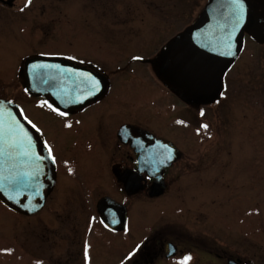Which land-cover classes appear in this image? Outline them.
Returning <instances> with one entry per match:
<instances>
[{
  "label": "rangeland",
  "instance_id": "rangeland-1",
  "mask_svg": "<svg viewBox=\"0 0 264 264\" xmlns=\"http://www.w3.org/2000/svg\"><path fill=\"white\" fill-rule=\"evenodd\" d=\"M81 1L75 4V9L95 11L97 14L89 19L90 28V23L75 17V55L95 58L100 69L111 77V94L118 96L103 104L105 108L98 107L101 111L117 113L105 118L101 127L95 117L92 123L83 121L87 127L83 136L93 139L95 148H77L76 152L84 159L75 165V170L95 186L102 183L105 177L103 168L96 162L97 155H105L104 143L108 141L111 153L116 151L113 148L116 124L123 116L129 117L127 110H137L136 118L156 132H168V124L173 120L168 106L173 100L162 89L163 84L152 67L175 35L186 27H193L209 0ZM71 7L72 4L65 8ZM255 25L260 26L259 23ZM262 44H257L252 34L249 36L244 32V45L228 74L227 92L222 103L218 98L210 105L192 104L193 125L189 134L183 133L190 139L183 143L190 150L192 164L185 182L179 183L191 189L190 198L187 196L189 202L196 203V206L201 204L191 209L190 216L197 217L201 211L203 217L215 223L207 233L222 244L224 255L238 256L245 261L252 258L256 264H264V91L259 87L264 78ZM37 46L30 43L26 33L15 26L10 39L2 46L0 91L21 105L27 116L45 131V135L48 134L52 141L49 145H53L63 164L67 159L62 158L66 148L47 124L54 122L51 112L54 106L48 98L32 96L23 75L25 59ZM199 109L202 110L200 113ZM202 123L210 128L209 133L196 131L195 127L200 128ZM71 174H62L58 187L65 189H56L49 199V202L59 205H48L47 208H75V189L70 188L81 185V180ZM106 180L96 189L119 197L114 189V180L108 179V176ZM160 201H169V198ZM144 202L153 200L145 197ZM144 207L142 219L146 223L153 217L147 209L153 206L145 204ZM168 210L169 207H166L163 213L170 218L172 215ZM65 211L59 210L61 213ZM73 211L69 221L60 223L48 210L24 216L0 202V264H44L41 249L35 243L53 237L55 231L52 228L55 225H62L63 235L68 234L71 239L69 230L77 214ZM113 249L104 247L103 258L110 256ZM224 264H227L226 261Z\"/></svg>",
  "mask_w": 264,
  "mask_h": 264
},
{
  "label": "flooded vegetation",
  "instance_id": "flooded-vegetation-1",
  "mask_svg": "<svg viewBox=\"0 0 264 264\" xmlns=\"http://www.w3.org/2000/svg\"><path fill=\"white\" fill-rule=\"evenodd\" d=\"M236 1L243 4L241 7L247 9L254 24L259 23L260 25H253L252 29L244 32L249 36L251 33L253 36L255 33H261L263 35L261 41L253 39L257 44L263 43L262 45H264V17H262L264 0L262 3L259 2L261 0ZM79 2L80 0H31L29 4V0H0V59L3 58L2 46L10 39V34L17 26L19 30L26 33L30 43L38 44L25 60L37 57L64 60L69 64H76L101 73L109 81V86L103 95L84 106L67 109L60 107L50 95L31 93L28 84L26 85L32 96L45 97L52 102L54 108L51 109V112L55 118H52L54 122L47 123L50 127L49 130H54L56 138L62 141L66 151H72H63L62 158L66 157L67 159L62 164V160L53 150V145H49L52 141L48 138V134L45 135V131L25 113L41 132L44 146L53 156L57 165L56 185L48 196L44 207L33 215L42 214L48 210L57 219V222L63 223L69 221L73 210L77 213L73 217L74 224L71 222L69 230L72 233L71 239L68 234L63 235L62 225H55L52 228V231H55L52 234L53 237L50 236L49 240L39 244L35 243L41 249L42 262L44 264H99L98 262L100 264H224L226 261L227 264H235V262L256 264L252 258L245 261L238 256H225L222 244L213 240L207 233L215 223L211 219L203 217L204 213L201 211H199V217L192 218L190 216L191 209H196L201 204L196 206L194 205L196 203L189 202L187 196L190 198L191 189H186V184L182 187L179 183L185 182L192 164L190 150L183 142L190 141L189 137L184 134H189L193 125L191 112L193 91L185 78L174 67L168 66L164 57H162V62L164 68L165 63L167 65L168 81H163L155 71L154 73L159 82L163 84L162 89L166 95L170 97V100H173L172 104L168 106V111L173 116V120L167 127L168 132L165 134L156 132L136 118L137 110H127L126 112L130 114L129 117L123 116L122 120L116 124V142L113 147L116 151L112 154L109 141L105 144L101 140L105 146V155L103 157L97 155L96 162L104 170L105 177L102 183L92 186L77 169L75 170V165H79L84 159L76 152L77 148L83 146L91 150L95 148V141L83 136L85 129L87 130L83 121L92 123L95 117L96 123L101 127L105 118L117 113L101 111L98 110V107L105 108L103 104L118 97L111 94V77L100 69L99 63L94 61L95 58L75 55V17H79L82 22L90 23L89 19L97 14L95 11L75 9V4ZM66 4H72V7L65 8ZM21 23L22 25H19ZM91 26L90 23L89 28ZM190 28L186 27L175 35L171 39L172 44L178 40L184 41L191 38ZM235 63L226 70L221 78L222 85L218 94L220 104L227 92L228 74ZM23 65V75L27 83L25 63ZM259 87L264 91V78ZM0 97L15 101L13 98L7 97L3 91H0ZM197 111L200 113L202 110ZM204 125L202 123L200 128L195 127L196 131L209 133L210 128H204ZM121 127L127 128L123 137H120L119 134ZM182 134L183 137H181ZM169 142H172L173 145ZM100 145L103 146L102 143ZM176 148L180 153L179 156H177ZM64 172L81 180V185L70 188L75 189V208L53 206L47 208L48 205H59V203L49 202V199L56 189H65L62 186L58 187L59 179ZM107 176L108 179L114 180L116 185L114 189L119 197L96 189L106 183ZM159 176H162L165 190L161 195L151 196V186ZM109 183L111 184V180ZM105 197L113 198L124 206L126 211L123 207L113 211L106 210L105 213L113 214L116 217L105 220L98 211V204ZM145 197L153 202H144ZM166 198H169V201H160ZM174 200H181V202ZM145 204L153 206L151 209L146 208L153 215L146 223L142 219ZM63 205L66 204L63 203ZM4 206L8 208L6 205ZM166 207H169L168 213L172 215V218H167V213H163V209ZM59 210L66 211L61 213ZM119 213L120 215L125 214L126 220L121 222ZM107 246L114 248L113 253L103 258L102 252Z\"/></svg>",
  "mask_w": 264,
  "mask_h": 264
},
{
  "label": "water",
  "instance_id": "water-1",
  "mask_svg": "<svg viewBox=\"0 0 264 264\" xmlns=\"http://www.w3.org/2000/svg\"><path fill=\"white\" fill-rule=\"evenodd\" d=\"M242 5L236 0L229 3L210 0L190 28L191 38L170 42L153 66L156 74L168 81L167 65L165 63L164 68L162 62L164 57L168 66L174 67L190 85L193 91L191 104L199 106L218 99L221 78L242 50L243 32L255 25ZM253 37L261 41L263 35L255 33ZM25 72L31 93L50 95L66 109L86 105L103 95L109 86L103 74L59 59H27ZM126 130V127L120 128V137ZM176 153L179 156L177 148ZM56 182L57 165L44 146L41 132L20 105L0 97V201L17 213L33 215L44 207ZM164 190L162 176L156 177L150 195H161ZM122 207L126 211L113 198L105 197L100 200L98 211L105 220H111L116 216L105 211ZM118 215L121 222L126 220L125 214Z\"/></svg>",
  "mask_w": 264,
  "mask_h": 264
},
{
  "label": "snow or ice",
  "instance_id": "snow-or-ice-1",
  "mask_svg": "<svg viewBox=\"0 0 264 264\" xmlns=\"http://www.w3.org/2000/svg\"><path fill=\"white\" fill-rule=\"evenodd\" d=\"M31 3V0H29V4ZM204 127L206 128L207 127V125H204ZM49 151H51L50 149H49Z\"/></svg>",
  "mask_w": 264,
  "mask_h": 264
}]
</instances>
